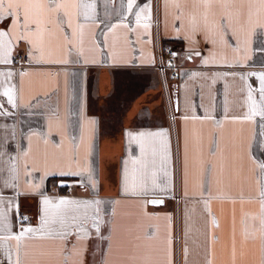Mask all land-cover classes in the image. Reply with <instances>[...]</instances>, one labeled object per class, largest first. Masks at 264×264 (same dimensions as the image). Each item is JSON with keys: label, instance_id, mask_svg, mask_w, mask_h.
<instances>
[{"label": "crops", "instance_id": "obj_1", "mask_svg": "<svg viewBox=\"0 0 264 264\" xmlns=\"http://www.w3.org/2000/svg\"><path fill=\"white\" fill-rule=\"evenodd\" d=\"M68 2L95 8L88 9L87 20L84 9L69 8L72 27L55 23L56 13L33 8L32 17L41 20L39 34L31 25L35 48L16 39L19 26L14 29L8 20L0 24V29L9 25L13 40L12 63L0 64V71L14 73L0 77V113H8L0 114V208L11 218L13 234L21 214L28 217L26 227H40L44 196L53 201L51 228L59 229L61 211L80 217L67 220L66 238L30 234L20 246L21 264H167L169 235L174 264H182L185 244L187 264H264L259 195L264 180L258 167L264 161V118L243 119L249 85L260 101L264 38L259 28L249 35V0L217 7L209 32L197 17L195 33L193 0H169L167 7L165 0H137L138 6L151 4L148 34L135 23L138 7L127 12V0ZM252 3L255 20L261 10L258 0ZM226 12L235 36L232 28L213 26ZM164 45L176 52L177 78L173 70L167 76L158 68L165 62ZM77 48L83 56L75 55ZM30 51L35 57L42 53V61L34 62ZM18 55L28 60L24 68L14 65ZM65 59L66 64L56 62ZM11 86L16 107L3 95ZM140 132H166L170 155V163H162L164 137L145 141L144 159L156 164H149L144 177L141 165L131 163L141 153L129 133ZM152 171L158 185L170 184L169 191L153 189ZM141 180L150 189L146 193L140 192ZM60 199L102 203L99 213L83 206L73 211L58 208ZM151 200L163 204L152 206ZM97 215L103 220L99 232L93 227ZM8 243L14 259L16 242ZM0 259L10 264L2 248Z\"/></svg>", "mask_w": 264, "mask_h": 264}, {"label": "snow or ice", "instance_id": "obj_2", "mask_svg": "<svg viewBox=\"0 0 264 264\" xmlns=\"http://www.w3.org/2000/svg\"><path fill=\"white\" fill-rule=\"evenodd\" d=\"M169 3V0H165V5L167 7ZM235 3V0H193V10L191 12V31L195 33L198 30V20L197 17H199L200 20L203 21V26L206 32L211 31L210 28V18L214 19L217 15L216 8L219 7L221 9H227L232 4ZM259 9L261 10L260 15L257 19L253 20V12L252 8L254 7L252 0H249L248 2V13H247V23L250 25L249 29V35H251V32L254 31L256 28H259L261 30L260 35L262 38H264V0H258ZM82 8L84 19L87 20L89 18L88 9L95 8V4H86V3H69L68 0H39V2H33V0H0V24H4L5 20L9 21V25L12 26L14 29L19 26L20 32L19 35L16 37L18 41H24L29 44L33 45V48H35V45L33 42L29 39L31 35L34 34L33 29L31 28L32 24L36 25L35 28V34H39L40 32V25L41 20L40 19H34L31 15V10L33 8L39 9L41 14L45 13H56L57 18L54 21L58 24L66 23L69 27H72V14L68 11L69 8ZM127 12L132 13V10L134 7H138V11L135 13V23L137 26H142L145 34H148V30L150 29L151 25L148 21L151 20V4L145 3L142 6L137 5V0H127ZM177 7L179 5L177 4ZM63 17H67V19H63ZM15 20L16 24H12V20ZM220 20L222 23L214 24V27H220L223 28L226 32L229 28H232V15L230 12H226L225 14L221 15ZM143 22V23H142ZM9 25H5L4 29H0V64H11L12 60L10 59L11 52L13 50V40H12V34L6 30V28ZM126 26V25H125ZM79 27V25L77 26ZM114 27V26H113ZM112 29L110 28L109 31ZM76 34V29L73 28V35ZM231 34L235 36L236 31L234 28H232ZM223 36V33H221V37ZM206 39H208V36L206 35ZM150 42V41H148ZM212 43H215L214 40L211 41ZM248 41L246 40L245 43ZM71 43V41H69ZM264 51V48L261 49ZM71 51V50H70ZM200 53H196V55H199ZM29 55L36 63H40L42 61V53L40 57H35L32 55V52L30 51ZM75 55L77 57L83 56V51L79 48L76 49ZM175 55V53H173ZM191 58V57H189ZM57 63H68V60H60L56 61ZM78 62V61H74ZM83 63H88L89 61L87 59L82 61ZM95 63V61H92ZM205 64L208 63L207 60L204 61ZM26 73H22L24 75ZM14 75L12 71H0V77H8L11 78ZM249 75H254L253 73H249ZM240 79H246L245 77H240ZM257 79L259 80V95H260V101L257 103V101L253 97V91L254 89L251 88V86H248V94L247 99L249 102V109L248 112L245 114L243 119L246 120H252L253 117L259 116L261 118H264V73H261L257 76ZM4 81L0 79V84H3ZM14 87H5L3 91V95L7 97V102L12 106L16 107V98L14 95ZM3 105L0 104V109H3ZM0 114L7 115V112H2ZM185 119H188V117H185ZM264 127V125H262ZM158 137H164L165 140L163 142V156H162V163H170V155L168 152V144H167V133L166 132H140L137 135H133L132 133H129V138L131 141H136L140 145V153H141V159L139 160H132V164H139L141 165V176L144 177L148 174L149 164L151 163L153 166H155L156 161L153 159L152 161H148L144 159L145 155V141H151L154 138ZM153 156L156 155V149L153 147L151 149ZM128 163L129 161L124 162V172H123V181H124V192H128ZM258 167L261 172V178L264 180V161L259 162ZM211 172V169H210ZM72 174V173H69ZM79 174V173H76ZM164 175L166 177H169L170 180V173L168 171L164 172ZM152 177V186L153 189L158 188L161 192H167L170 190V184L164 187H161L156 183V172H151ZM89 179L91 180L92 177L90 176ZM93 186H95V181H93ZM150 189L147 188L143 180H141L140 183V192L146 193ZM260 204H261V211L264 213V188L261 189L260 193ZM3 202V198L0 197V203ZM100 200L95 201H78V200H70V199H60L58 201L57 207L62 208L63 206H72L73 211L83 206L84 208H92L97 213H99V205H101ZM153 204L162 203L160 200H153L151 201ZM42 208H41V215L39 217L40 220V227L39 228H33V227H26L25 221L28 220V217L21 214L16 221L18 231L16 234H13L12 228V220L9 217V215L0 208V248L4 251V259H7L10 261V264H21L20 259V246L21 243L26 239L30 237V234L35 233H43L47 237L51 238L53 236H60L61 238H66L68 235V232L66 229L69 227L67 220L70 219L71 221H76L77 219H80V217L76 215H72L71 217H67L66 213L61 211L58 213V223H59V229H53L50 225V219H49V207L53 204V201L49 199L47 196H44L43 200L41 201ZM16 212L19 213V206L16 205ZM84 219H87V217H84ZM51 223H57L56 219H53ZM103 223L102 218L97 215L93 218V227L96 228V231L99 232L100 230V224ZM260 225H261V231L264 232V215L260 218ZM83 231V229H80ZM85 236H87V233L85 232ZM108 239L110 240L111 237L109 236ZM9 241H15L16 242V252H15V258H12L11 255V249L9 247ZM171 244L172 239L171 236L167 238V264H174V261L172 259V250H171ZM177 244H179V239H177ZM183 254H184V260L182 261V264H187V258L189 255V249L187 244L184 245L183 248ZM177 255H179V250L177 252ZM0 264H4V260L0 259ZM208 264H211V261L208 260Z\"/></svg>", "mask_w": 264, "mask_h": 264}, {"label": "built area", "instance_id": "obj_3", "mask_svg": "<svg viewBox=\"0 0 264 264\" xmlns=\"http://www.w3.org/2000/svg\"><path fill=\"white\" fill-rule=\"evenodd\" d=\"M173 53H175V51L172 48H170L168 45H164L161 49V54L162 56H164L165 62L160 63L158 68L162 72H166V70H173L174 77L177 78L178 76L177 71L175 67H173V62L175 59V55H173ZM27 64H28L27 58L23 57L22 55H18L14 60V65L18 68H24ZM70 192H71L70 188H67L66 193H70Z\"/></svg>", "mask_w": 264, "mask_h": 264}, {"label": "water", "instance_id": "obj_4", "mask_svg": "<svg viewBox=\"0 0 264 264\" xmlns=\"http://www.w3.org/2000/svg\"><path fill=\"white\" fill-rule=\"evenodd\" d=\"M175 105H176V109H177V107H178L177 100L175 102ZM151 201H153V200H151ZM151 201H150V205H152V206H159V205L163 204L162 200H160V201H162V203H158V204H153V203H151Z\"/></svg>", "mask_w": 264, "mask_h": 264}, {"label": "rangeland", "instance_id": "obj_5", "mask_svg": "<svg viewBox=\"0 0 264 264\" xmlns=\"http://www.w3.org/2000/svg\"><path fill=\"white\" fill-rule=\"evenodd\" d=\"M175 57H176V52H175ZM166 71H167L166 75L169 76L170 75V72H169L170 70H166Z\"/></svg>", "mask_w": 264, "mask_h": 264}, {"label": "trees", "instance_id": "obj_6", "mask_svg": "<svg viewBox=\"0 0 264 264\" xmlns=\"http://www.w3.org/2000/svg\"><path fill=\"white\" fill-rule=\"evenodd\" d=\"M174 96H175V97L177 96V92H176V91H174Z\"/></svg>", "mask_w": 264, "mask_h": 264}]
</instances>
